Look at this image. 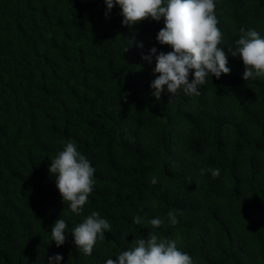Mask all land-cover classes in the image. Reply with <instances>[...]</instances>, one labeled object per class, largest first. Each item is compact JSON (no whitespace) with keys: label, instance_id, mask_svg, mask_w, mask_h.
<instances>
[{"label":"trees","instance_id":"trees-1","mask_svg":"<svg viewBox=\"0 0 264 264\" xmlns=\"http://www.w3.org/2000/svg\"><path fill=\"white\" fill-rule=\"evenodd\" d=\"M215 5L226 52L241 28L264 37V0ZM106 10L104 0H0V264L57 253L60 264H105L150 233L194 264H264V79L244 80L229 54L230 73L209 76L199 95L165 88L157 100L155 57L143 56L171 51L156 40L163 18L129 27L118 5ZM69 141L95 168L80 215L49 173ZM209 167L220 175L200 174ZM93 211L112 229L84 256L71 229ZM157 217L164 224L152 228ZM58 218L69 228L60 247Z\"/></svg>","mask_w":264,"mask_h":264},{"label":"clouds","instance_id":"clouds-1","mask_svg":"<svg viewBox=\"0 0 264 264\" xmlns=\"http://www.w3.org/2000/svg\"><path fill=\"white\" fill-rule=\"evenodd\" d=\"M105 16L118 5L123 17L122 24L133 26L145 19L159 22L163 18L164 26L157 33L156 40L160 45H166L171 51L164 52L152 47L143 59L152 62L155 57V67L152 69L155 79L150 87L157 100L161 98L165 88L172 96L182 90L185 95H199V86L207 82L209 76L220 78L221 74H229L227 67L229 54L239 56L243 61L245 71L243 79H264V37L254 29L241 28L235 47H224L223 33L218 28L215 13V0H104ZM143 47V45H139ZM193 78L189 80V75ZM64 143V142H62ZM210 173L213 178L220 175L219 168H201L200 174ZM49 173L55 176V185L62 202L76 215L83 212L89 195L95 186V168L91 162L77 150V146L69 141L64 143L63 150L51 159ZM152 184L158 182L153 176ZM155 206V205H153ZM182 215V213H181ZM168 223H179L174 211L167 214ZM137 225L142 223L139 216L133 218ZM164 224L161 218L150 220L152 228ZM112 225L100 214L93 211L81 223L71 229L75 248L84 256H91L98 241L105 239V232L111 231ZM68 224L58 218L51 227V242L57 247L67 239ZM127 234L122 236L123 239ZM62 255L57 253L48 257V264H60ZM105 264H194L192 257L177 247L175 240L161 239L155 233L147 238H135L128 250L111 258Z\"/></svg>","mask_w":264,"mask_h":264}]
</instances>
